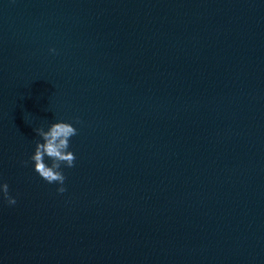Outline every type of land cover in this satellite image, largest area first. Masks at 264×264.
Here are the masks:
<instances>
[{
	"label": "water",
	"instance_id": "95a60500",
	"mask_svg": "<svg viewBox=\"0 0 264 264\" xmlns=\"http://www.w3.org/2000/svg\"><path fill=\"white\" fill-rule=\"evenodd\" d=\"M2 183L0 264H264V0H0Z\"/></svg>",
	"mask_w": 264,
	"mask_h": 264
},
{
	"label": "clouds",
	"instance_id": "9594fccd",
	"mask_svg": "<svg viewBox=\"0 0 264 264\" xmlns=\"http://www.w3.org/2000/svg\"><path fill=\"white\" fill-rule=\"evenodd\" d=\"M50 51L54 52L55 50ZM34 131L42 140V142H36L34 154L29 158L30 162L34 164V171L46 183L61 185L57 188V193L63 194L67 189L63 187L66 177L62 167L73 168L75 166L76 156L69 151V148L71 138L78 135V131L71 124L65 122L53 123L47 131L43 128ZM45 158L51 161L50 165L45 163ZM22 163L27 166L29 161ZM0 194L8 205L16 204V199L9 195L7 183L0 184Z\"/></svg>",
	"mask_w": 264,
	"mask_h": 264
}]
</instances>
